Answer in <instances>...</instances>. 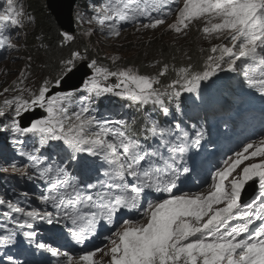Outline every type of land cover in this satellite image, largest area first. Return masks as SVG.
I'll return each mask as SVG.
<instances>
[{
    "label": "snow or ice",
    "instance_id": "snow-or-ice-1",
    "mask_svg": "<svg viewBox=\"0 0 264 264\" xmlns=\"http://www.w3.org/2000/svg\"><path fill=\"white\" fill-rule=\"evenodd\" d=\"M171 2L107 0L95 10L93 19L100 31L119 37L122 22L148 18L143 28L164 25L165 17L173 15ZM175 14L176 20L168 28L176 33L186 34L190 26L203 22L200 31L205 39L228 41L211 47L202 71L192 70L191 65L174 69L177 78L159 88L160 77L169 71L167 63L152 75L141 73L135 66L112 70L91 59L87 67L92 74L82 80V91L87 95L78 97L85 106L70 112L80 89L68 80L80 70V62L88 60L85 49L83 54L74 50L60 58L57 74L43 78L35 90L26 84L31 64L3 89V93L13 95L0 104V118H6L0 131L10 133L13 143L23 145L19 137L27 134L37 138L41 146L59 141L70 162H79L82 154L100 158L104 178L82 180L72 175L68 164L55 160L47 163V157L37 155L39 149L24 151L22 155L30 159L36 176L29 175L28 165L18 168L13 163L11 169L42 181L46 189L38 199L45 206L51 205L53 211L22 207L0 196V206L7 208L0 213L7 222L0 223L5 233L0 235V246L15 245L18 233L33 243L38 221L63 224L72 240L83 245L96 235L103 221L114 228L103 238L107 241L103 247L96 246L79 256L48 243L40 242L36 247L63 257L61 264H264V136L227 156L211 175L206 192L176 194L181 177L191 171L186 155L191 148L201 146L205 130L198 129L193 135L180 123L163 126L153 120L144 128L148 135L159 138L160 145L153 148L141 143L127 121H101L90 114L96 99L113 94L130 104L159 106L167 115V102L176 100L178 106L182 92L198 94L201 82L219 72L241 74L242 83L264 97V0H183ZM32 19L18 0H5L0 10V48L18 50L5 33L24 27ZM86 34L91 35L92 30ZM75 39L70 30L63 31L59 46H70ZM110 59L115 64L121 58ZM111 77L118 82L107 83ZM61 86L70 90L53 91ZM36 109L44 114L36 116ZM250 183L258 188L248 202L242 203V194ZM148 193L160 196L150 199ZM140 209L142 220H116L122 210ZM7 261L21 264L12 256H7Z\"/></svg>",
    "mask_w": 264,
    "mask_h": 264
},
{
    "label": "rangeland",
    "instance_id": "rangeland-1",
    "mask_svg": "<svg viewBox=\"0 0 264 264\" xmlns=\"http://www.w3.org/2000/svg\"><path fill=\"white\" fill-rule=\"evenodd\" d=\"M29 2H36L40 5L46 6V0H29ZM19 5H22L25 12L28 10L26 9L27 3L26 0H18ZM174 12V10H173ZM96 13L91 12L88 13V16L84 18V21L81 22V26H78L76 23L75 27V32L74 36L77 38V40H84L90 47H91V52L94 55L93 59H96L98 64H102L103 66L110 67L111 69L115 70L118 67H125V66H135L136 68H143L145 74H156V72H153L156 70V66L153 65L156 60L155 58V53L158 52L160 49H165V50H170L169 56L172 57V54L175 53H180V56H184L185 53L186 55H190V59H188V64L193 65L195 62L194 60H202L200 57V54L203 55L205 54L206 58L210 53V50L212 46H214L217 43H228V41L222 40V39H205L203 33L200 31V29L203 27V22H197L190 26L189 29L186 30L185 33H176L175 31L171 30L168 28V24L174 23L176 20V15L166 21L164 25H161L155 29L152 28H143L141 26H122L120 25V36L119 37H113L107 34L106 31L102 32L100 31V27L96 26L95 20L93 17L95 16ZM32 17V16H30ZM92 21L89 23V21ZM34 26V21L32 22ZM32 25V24H31ZM85 25V26H84ZM30 26V23H26L24 27L22 28H16V35L13 38V42H15L18 46H21V49L25 48V46H28V41H35L33 37L27 36L28 40H22V36L24 33H27L28 31L31 32L32 28L27 27ZM92 30V35H87L86 33L89 30ZM26 39V37H25ZM18 40V42H16ZM21 40V41H20ZM39 42V40L37 41ZM84 43V42H83ZM193 44L199 54L193 53V50H189V46ZM174 48V49H173ZM20 48L18 47V50L11 49V54L8 58H10L11 62L10 65L7 68H4V65H1L0 67V93H3V89L5 87H8L11 85L14 81L17 80V77L19 76V73L24 70L25 65L28 64V57L26 54L22 56H18L17 54H14L15 51L19 53ZM30 52V50H28ZM183 51L185 53H183ZM28 52V53H29ZM175 52V53H173ZM83 54V53H82ZM111 56H119L121 59L117 61L115 64L112 63L110 57ZM104 59V60H103ZM7 60V61H8ZM205 60L203 59L202 61L198 62L199 64L198 68L195 69V71H202L204 68V65L200 66V64L204 63ZM4 64V63H3ZM31 73L28 76V79L26 81V84L28 87L32 89H36L39 87L40 83L42 82L41 79H39V73L36 70V67L34 65H31ZM182 67V66H181ZM180 68V67H179ZM178 68V69H179ZM90 69V68H89ZM174 68H172V73L164 77L165 80H167V83L173 79L177 78V73L176 71H173ZM89 75L92 73V70L90 69ZM227 74L225 72H219L215 78H217L218 83L216 84L215 82L212 81V77L209 81L210 85L214 88L216 91H220V87L224 89H229V86L225 84V78L229 79V81L233 84H237V75H231ZM174 76V77H173ZM242 76V75H241ZM47 77V76H46ZM45 77V78H46ZM40 81V82H39ZM207 81V82H208ZM243 87L245 88L246 86L242 84ZM225 92V91H224ZM13 93H3L0 95V104H2L3 99L5 98H11ZM83 95V94H80ZM221 95H224V93H221ZM149 108H159V106H154L149 104ZM104 114H106L108 111L103 109ZM147 113V112H146ZM149 117H153L152 111L149 112ZM176 117V116H175ZM100 119L103 118V115L99 117ZM131 118L132 120L135 121H140V124L138 126V129L142 131L143 137L145 141H150L152 138L150 135H148L145 131V125L147 124L150 126V123L152 122L151 120L147 119L144 116L143 111L138 113V112H131ZM3 118H0V124ZM168 122V121H167ZM181 124V127L185 128L187 131H189V128L186 127V124L184 123L183 119L179 121ZM161 125L165 126L164 124L161 123ZM1 132V131H0ZM3 141L5 139L3 136H1ZM7 140V139H6ZM157 141H159V138H157ZM3 147V146H2ZM9 150L12 149L11 145L8 147ZM85 160H91L94 163H97L100 161L98 158H91L87 156L86 154ZM199 161H202L201 156H198ZM3 162L2 159L0 158V163ZM103 163L99 162L95 165H93V171L95 174L98 170L101 171ZM5 168L9 169V172H12L11 174H14L12 171L11 166L7 165ZM107 258V257H105Z\"/></svg>",
    "mask_w": 264,
    "mask_h": 264
},
{
    "label": "bare ground",
    "instance_id": "bare-ground-1",
    "mask_svg": "<svg viewBox=\"0 0 264 264\" xmlns=\"http://www.w3.org/2000/svg\"><path fill=\"white\" fill-rule=\"evenodd\" d=\"M27 27H31L32 28L33 24L32 25L30 24V26H27ZM29 32L30 31H28L27 33L23 34L22 40H25V37L27 38ZM16 42H18V40ZM18 47L20 48L19 53L15 51L14 54H17L18 56H22V55L26 54L27 56H29L28 55L29 53L25 50V48L21 49L20 45ZM85 49H86V47H85ZM13 50H15V49H13ZM10 54H11V50H9L7 52V55H5L6 57H5V59H3V61H2V58L0 57V66L4 65L3 63L7 62ZM11 59L12 58H10L8 61L11 62ZM49 60H51V59H49ZM204 60H206V59H204ZM187 61L184 60L182 62V64H179L174 69H178L181 66L182 67L188 66L187 64H184ZM41 65H43V64H41ZM195 65H197V64H195ZM191 67H192V70H193L194 64ZM56 69H58V68L56 67ZM173 71H175V70H173ZM140 72L145 74V72H142V71H140ZM90 75L87 74V75H85L84 78H87V76H90ZM153 75H155V73ZM168 75H169L168 77L171 76L170 74H168ZM46 76L47 75H45V74L44 75L39 74L38 77H39V79H43ZM47 77H49V76H47ZM172 80L169 82V84L172 82ZM117 82H118L117 78H115V77H111V78H109V81H107V83H109V84H115ZM167 85H168L167 80H165L164 77L161 76L160 77V83L158 85H156V87L163 88V87H165ZM77 89H80L77 92V97H76V101L77 102H76V104H72L70 106V112L71 111H77L81 107L85 106L78 99L80 94L87 95L86 92L82 91V83L79 86H77ZM53 91L57 92V91H66V90H62V89L58 88V89H54ZM112 95L113 94H105V96L96 99L95 102L92 105V111H91L90 114L96 116L97 119H99V120H100L99 117L101 115H103V118L101 119V121H103V120H109V121L124 120V121H127L129 126L131 127V130L136 134L137 138L140 139L141 143L146 144V145H151V147H153V148L158 147L160 145V142L157 141V138H154V140H155L154 144H151L149 141H145L144 140L142 131L138 129L140 121H135L134 122L132 120V118H131V112L140 113L142 111H145L148 108V105L140 106V105H136V104H130V102L127 101L126 99L117 97L115 95L112 96ZM238 100L239 99H237V101ZM167 103H168V107H169V112H168L167 115H165L161 109L153 108V109H151V111L153 113V117L152 118L148 117L147 119H149L151 121H153V120L158 121L160 124L161 123L164 124V122H165V126H174L176 123H179V121L181 119H183L184 123L186 124V127L189 128V132H191L193 134L198 129H205L206 130L208 128H213V131L209 132V135H211L213 132H215L216 133V137H214L213 139H211L208 142V146L205 145L206 147L205 146L199 147L198 151H201L207 157H211L212 162L216 161V163H217L219 160H221L223 158V156L219 157L218 159L216 158L217 141L221 138V136H219L217 134L221 133L222 130L226 128V126H223V124L222 125L219 124V122H217V120L220 119V121H221V119H223V117H222L223 116L222 115L223 111H221L222 113L219 112V110L216 111V112H213V113H206L204 108H206L208 106L213 107L214 104L201 102L197 97H193L192 94H190V93H188L186 91L181 93V96L179 97L178 106H177V101L176 100H172V101H169ZM219 107H221V106H219ZM262 108L264 109V102L262 104ZM103 109L107 110L108 112L106 114H104ZM43 114L44 113H43L42 109H36L35 110V115L36 116H40V115H43ZM226 116H229V115L227 114ZM31 118H34V117H31ZM215 119H217L216 122H214ZM4 122H6V118L2 119L1 124L4 123ZM23 123L26 126L27 125V120L23 121ZM228 123H229V127H230L232 133H234L235 136L238 137V138L243 137V139L244 138L247 139L246 140L247 142L258 140L261 137V132L264 133V127L262 125H260L259 123H257V124L255 123V124H252V125L248 126V123H245V121H241L240 119L232 121L233 124L231 122H228ZM192 125H195L196 127L193 128ZM1 136H3L5 141H3ZM34 139H37V138H34ZM31 142H32V140L28 139V141L26 142V145L13 143L11 134L8 133V132L1 131L0 132V149H1L0 158L3 161L4 156L7 155L8 158H10V162L6 161V162H1L0 163L1 164L0 173H6L8 175H18L19 174L18 172H14V174H11L12 172H9V171L8 172H4V171H2V169L5 168L7 165L11 166L13 163H15L18 168L19 167H23L24 165H31L30 159L28 157L22 155V153L24 151L28 150V147H29ZM211 142H212V144H210ZM60 144H61V142H59V141H53V142H50L49 145H47L49 147H52V154L42 156V157H47V161H46L47 163L50 160H53V159L55 160L54 151H55V148L58 147V145H60ZM10 145L12 147L11 150L8 149V147ZM203 165H204V163L201 162L198 165L197 170H200L203 167ZM96 178L97 177L95 176L94 180ZM99 179H101V178L99 177ZM201 180L202 179H197L195 183H198ZM193 185L194 184H189L188 186H189V188H191ZM209 185H210V183H208L203 189H200V190H198L196 192H193L191 194H195L197 192H206L208 190V186ZM43 187H46L44 185V183H43V185H41L40 188H43ZM180 187H181V185L177 186V188H180ZM177 194H181V193H177ZM39 203H41V202L39 201ZM142 219H143L142 215L139 216V217L133 218V220H142ZM104 227H106V226H103L100 229H103ZM45 236H47V235L46 234H42L41 235V237H45ZM105 236H106V234H105ZM71 239H72L71 237L67 238V240L65 241V243H63V245L68 244ZM92 240H93V238H91L90 242ZM106 243H107V241H104L99 246L103 247L104 244H106ZM56 248H60L61 251L63 250V247H56ZM82 254L83 253H81L79 255H82ZM79 255H77V256H79ZM10 256H12L16 260L20 261L21 263L23 262L22 258H24V257L22 255H18L17 257H15L13 255H10ZM98 258H99V254H98ZM53 259L57 260V259H59V257H53ZM104 259L107 260V258H104Z\"/></svg>",
    "mask_w": 264,
    "mask_h": 264
},
{
    "label": "trees",
    "instance_id": "trees-1",
    "mask_svg": "<svg viewBox=\"0 0 264 264\" xmlns=\"http://www.w3.org/2000/svg\"><path fill=\"white\" fill-rule=\"evenodd\" d=\"M99 1L100 0H79L78 1V9H79L78 15L81 16V14H83L84 7L87 4H92V6H96L99 3ZM29 10L32 14H34L33 15L34 16L33 17L34 26L32 27V30L31 32H29L28 36L29 38L33 37L35 41L29 42L26 48V51L29 52L28 50L31 49L28 55L29 56L31 55L32 60L29 61V63H31L32 65L36 67V70L38 71L39 74H42V75L45 74L49 77L50 75L55 76L58 72V69H56V67L58 68L57 62L59 61V59L67 57L70 54V52L74 50H78L81 53H84L85 47H86L88 51L87 52L88 59H93L94 55L91 52V47L84 40H77L76 38L75 41L72 42L70 46L68 45H65L63 47L59 46L60 33L63 32V30L60 28L56 19L49 12L46 6L40 5L36 2L35 3L30 2ZM79 19L76 18V22H78ZM38 40L39 42H37ZM83 42L86 46L83 44ZM193 47L194 45L191 44L188 49L193 50L192 51L193 53L199 54L195 48L193 49ZM183 53L185 52L183 51ZM169 54H170V50H165V49H160L158 52L154 54L155 55L154 60L156 61L159 60L161 63L157 65L154 62L153 65L156 66V70H154L153 72L157 73L162 68V65L164 63H167L170 66L169 71L167 73L168 75L172 73V68H175L179 64H182L184 60L187 61L190 58V55L189 54L186 55V53L184 56H180V53L177 52L175 54H172V57H170ZM200 57L202 60L206 59L205 54L203 55L200 54ZM202 60H197V59L194 60L195 62L194 68H193L194 71L199 66V64L197 63ZM39 64L40 65L43 64V65L40 66ZM184 64L189 65L188 62H185ZM100 65L102 64L100 63ZM202 65H204V63L200 64V66ZM138 69L139 71H142V72L145 71L143 68H138ZM167 75L165 74L164 77H166ZM199 91L202 93H206L208 92V89L200 86ZM76 102H77L76 97H74L72 104H76ZM34 138L35 137H33L31 134H27L25 136L19 137V139L23 141V145H26V142L28 141V139L32 140L27 151H32L33 149H39V152L37 153V155L41 157L48 155L46 153L48 151L47 147L49 146L47 145L41 146L38 142V139H34ZM56 149L63 150V148L59 149V147H56L55 150ZM0 153H1V149H0ZM6 161L10 162V158H8L7 155H5L3 158V162H6ZM52 161H54V159L50 160L49 162L51 163ZM0 168H1V164H0ZM30 187H31L30 179H28V177L26 176H22L20 173L18 175H8L6 173H0V196H4L6 200L10 199L14 203L17 202L16 200L17 195H20V196L24 195L26 190ZM3 208H5L7 211L6 206H0V213L5 211V209Z\"/></svg>",
    "mask_w": 264,
    "mask_h": 264
},
{
    "label": "water",
    "instance_id": "water-1",
    "mask_svg": "<svg viewBox=\"0 0 264 264\" xmlns=\"http://www.w3.org/2000/svg\"><path fill=\"white\" fill-rule=\"evenodd\" d=\"M75 0H46L47 8L56 19L60 28L64 31L70 30L71 34L75 32V18L73 15V8ZM88 61H83L79 64L80 70L72 75L71 79L68 80V84L79 86L82 83L85 75L91 71L87 67ZM59 89L70 90L66 86H61Z\"/></svg>",
    "mask_w": 264,
    "mask_h": 264
},
{
    "label": "clouds",
    "instance_id": "clouds-1",
    "mask_svg": "<svg viewBox=\"0 0 264 264\" xmlns=\"http://www.w3.org/2000/svg\"><path fill=\"white\" fill-rule=\"evenodd\" d=\"M19 1H21V0H19ZM76 2H75V5H74V8H73V15H74V18H75V24H76V18H78V17H80V18H82L83 16H85V15H87L88 16V14L87 13H84L83 12V14H81V16H79L78 15V13H79V9H78V1L79 0H75ZM4 2H5V0H0V10H2V8H3V4H4ZM103 2H104V0H100L99 1V3L96 5V6H92V4H90V6H89V8H88V13H91V12H96L95 10L96 9H98V8H100V7H102L103 6ZM26 3H27V6H26V9L28 10V12L26 11V13H27V15L28 16H32V18L34 17L33 15L34 14H32L31 12H30V10H29V4H30V2H29V0H26ZM46 8H47V5H46ZM48 9V8H47ZM49 10V9H48ZM49 12H50V10H49ZM51 13V12H50ZM81 13V12H80ZM33 22V19H32V21H31V23L30 24H33L32 23ZM85 26V25H84ZM97 26V25H96ZM99 26V25H98ZM64 31V30H63ZM6 35H10L11 37H12V39L15 37V35H16V28H11V29H9L8 30V32H6L5 33ZM74 34V33H73ZM25 40H28L27 38L25 39ZM28 43H29V41H28ZM26 46H25V50H26ZM30 51H31V49H29ZM30 57H31V55H30ZM32 60V59H31ZM89 63L91 62V59H88L87 60ZM81 63V62H80ZM28 64H31V63H29V60H28ZM10 65V62L9 61H7L6 63H4V68H7L8 66ZM32 65V64H31ZM238 66H239V63H238ZM241 77L242 76H239V78H238V80H240L241 79ZM260 125H262L263 127H264V120H262L260 123H259ZM262 136H264V133L263 132H261V137ZM216 155H217V153H216ZM191 169V171H190V173H189V175H186V176H182L181 177V179H180V181L178 182V185H181V187L180 188H177L176 190H174L175 192H176V194L177 193H181V194H183V193H188V194H191V193H193V192H196V191H198V190H200V189H203L208 183H211V182H208V183H206L203 187H200V186H198L200 183H201V181L203 180V178H201L200 176H198V178H197V176H196V178H195V175H194V169L193 168H190ZM200 173V171L199 172H197V175ZM192 176V177H191ZM195 178V179H194ZM197 179H202L201 181H199L198 183H195L196 182V180ZM189 184H194L191 188H189ZM177 185V186H178ZM98 229V228H97ZM111 234V233H110ZM110 234H108V235H110ZM107 235V236H108ZM105 240L104 239H101L100 241H98L96 244H94L93 246H92V248H91V250H93L96 246H99L102 242H104Z\"/></svg>",
    "mask_w": 264,
    "mask_h": 264
}]
</instances>
